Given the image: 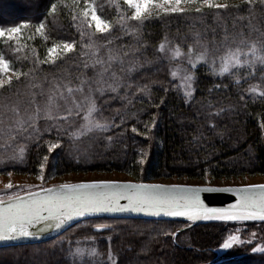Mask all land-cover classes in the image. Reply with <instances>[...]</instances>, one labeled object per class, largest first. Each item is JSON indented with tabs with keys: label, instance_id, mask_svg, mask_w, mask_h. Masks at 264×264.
Masks as SVG:
<instances>
[{
	"label": "trees",
	"instance_id": "16d2710c",
	"mask_svg": "<svg viewBox=\"0 0 264 264\" xmlns=\"http://www.w3.org/2000/svg\"><path fill=\"white\" fill-rule=\"evenodd\" d=\"M215 2L227 3L229 8L208 9L203 6L200 13L187 10L194 8H185L183 17L152 14V19L146 22L148 26L139 32L116 33L119 38L114 39L109 47L121 55L124 52L128 55H122L124 71H121L118 62H113L112 70L125 85L131 84V87H121L118 92L106 90L103 95L97 92L96 104L100 110L97 115L115 118L117 122L121 116H125V124L121 127H127V131L117 135L120 132L117 128L95 139L91 133L81 136L76 145L90 153V158L73 159L75 153L72 146L66 145L62 156L49 159L45 171L47 179L67 175L122 174L126 179L137 182L227 185L246 183L251 177H264V128L261 127L264 124V99L258 94L264 92V65L257 62L254 71L247 66L241 68L240 84L237 86L236 78L231 73L220 77L214 75L208 66L200 64L195 73L197 84L194 99L185 103L181 81L170 75L174 64L157 50L165 42V37L168 46L179 44L181 50L187 52L189 45L194 51L199 50L197 39L209 47L213 44L222 46L225 35L228 37L226 43L232 47H250L256 43L259 49L264 43V3L261 0H253L251 5L247 0ZM49 3L50 0H0V23L28 21L32 25L22 30L23 38L19 44L6 39L0 41V52L11 61L13 69L28 72L36 58H45L47 47L54 40L80 41L78 27L84 0H79V7L73 6L72 0H61L57 13L46 15ZM94 3L102 17L112 22L115 31L126 8L122 0H94ZM42 16H46L47 40L35 32V26ZM74 16L77 19L74 20ZM93 30L86 29L88 32ZM94 38L98 39L99 34ZM87 39L85 36L84 40ZM241 41L244 43L241 44ZM80 51L78 43L77 53L71 54L73 58L58 60L60 67L55 71L50 70L49 65H40L44 72L33 73L37 76L36 80L26 81L12 91L0 90V110L8 115H11L9 109L14 107L23 112L32 93L36 94V101L43 106L54 78L71 81L73 85L84 76L93 79L101 66L85 68L84 62L88 56L78 55ZM83 51L90 50L85 48ZM129 62L136 63V69L131 73L126 70ZM45 75L47 80L44 79ZM106 76H110V72ZM21 80L25 78L21 77ZM13 82L16 83V77ZM219 82L227 87L219 92L213 90L210 95L208 89ZM29 83L40 84L41 87H28ZM144 85L151 89L150 98L139 91ZM253 85L258 86L256 93L248 91ZM41 88L45 95H40ZM162 88L169 89L166 96ZM240 95H243V100L239 98ZM161 97H164V104L160 108L150 106L149 99L158 102ZM129 100L132 102L129 103ZM210 100L213 111L221 105L231 109L214 121L218 124L217 132H209L204 119ZM198 111L200 115L197 117ZM153 113H159L156 116L157 129L153 130L155 136L150 140L135 136L130 130L131 126L144 131L143 123L138 121H150V114ZM46 123L50 121L41 119L38 127L42 130ZM77 123L82 121L78 118ZM109 135L112 136L111 141L104 138ZM47 138L45 133L44 139ZM44 139L28 140L24 135L17 136L16 141L11 143L15 145L17 155L23 148V160L3 159L0 162V175L8 172L38 175V163L46 152ZM160 141H163L162 145ZM141 151L149 153L148 163L143 166L137 162ZM97 224H106L108 228L98 232L95 228ZM192 224V221L134 218L85 220L55 240L1 248L0 264H71L69 242L73 249L79 246L85 250L82 257H77L79 264H264V258L253 254L250 247L221 253L219 245L229 234H233L237 225L206 221L190 228ZM245 225L252 229L262 228L264 221ZM92 248L97 250V255L91 254ZM109 252L112 259H109Z\"/></svg>",
	"mask_w": 264,
	"mask_h": 264
},
{
	"label": "snow or ice",
	"instance_id": "6c2138e0",
	"mask_svg": "<svg viewBox=\"0 0 264 264\" xmlns=\"http://www.w3.org/2000/svg\"><path fill=\"white\" fill-rule=\"evenodd\" d=\"M58 3L61 0H50L47 6V14L57 13ZM73 6L79 7V0H72ZM126 8L121 14L119 27L113 31V24L108 19L102 17L98 12L94 0H84L82 9V17L80 18V41L76 40H54L51 46L47 47L44 59L36 58L33 67L28 72L13 69L11 61L6 59L4 54L0 52V90L12 91L26 81L36 80L37 76L33 73L44 72L40 65H49L50 70L55 71L60 65L58 60L72 59L73 53H77V44H80L81 51L78 55H87L91 66L100 65V70L93 79L84 76L78 78V83L73 85L71 81H58L55 78L51 81L47 90V99L41 106L35 99L36 94L32 93L31 100L23 112L19 108H11L6 114L0 110V162L3 159L13 161L23 160V148L20 154L15 152V145L11 141H16V137L24 135L25 139H44L45 133L48 138L44 139L46 152L40 158L38 163V179L45 180L46 166L49 159H57L62 156L66 145L72 146L73 159L90 158V153L81 150L76 141L81 136L93 134V138H100V134L108 133L119 128L117 135H123L127 131V127H121L125 124V116H121L119 122L115 118L107 119L102 114L97 115L100 110L96 104V93L103 95L106 90L118 92L121 87H131V84L125 85L122 78L118 77L116 72L112 70L113 62H118L121 71H124L125 61L122 55H128L124 52L122 55L117 50L109 47L114 39L119 38L116 33L133 34L147 27V23L152 19L150 9L157 8L165 15L183 17L186 9L182 5H206L208 9H228L227 3H218L215 0H122ZM251 5L253 0H247ZM264 3V0H261ZM119 6V5H118ZM194 10L200 13L202 8L195 7ZM45 19L41 20L35 26V32L48 39L45 33ZM77 19V17H73ZM128 21L135 22L129 24ZM32 27L31 23L24 21L16 24L0 23V39L15 41L19 44L22 37V30ZM86 29H94L92 32ZM99 34V38L94 36ZM87 36V41L84 37ZM227 35L221 45L213 44L209 47L201 44L197 39L196 44L199 50L194 51L191 45L188 46L187 52H183L179 44L167 47V37L165 42L158 47L160 53H170L167 56L169 62L177 61L179 63H187L188 67L183 70L181 80L185 103H189L194 99L196 92V70L197 66L204 64L210 68L214 75L224 76L225 73H231L236 78V85L240 84L239 70L247 66L254 71L257 62L264 65V43L258 49L256 43H252L250 47L236 46L232 47L227 44ZM244 42L241 41V44ZM145 46V45H141ZM89 49L84 52L83 49ZM106 49L107 60L99 55L100 49ZM223 48V50H221ZM139 50L138 48L136 49ZM182 58V59H181ZM89 61L84 62V67H89ZM138 63V62H137ZM136 63L129 62L127 71L129 73L135 71ZM236 69V72H231ZM110 72V76H106ZM12 73L16 76V83L13 82ZM252 74V72H250ZM170 75L175 78L176 70H171ZM24 77L25 80H21ZM47 80V76L44 77ZM28 87H41L40 84H28ZM222 82L214 83L208 89L211 95L213 90L219 92L226 88ZM258 86H251L248 91L257 92ZM146 97L150 98L151 89L144 85L139 88ZM165 96L169 89L162 88ZM259 96L264 99V92H259ZM40 95H45L41 88ZM244 99L243 95L239 97ZM143 100V97L141 98ZM132 101L129 100V103ZM150 106L160 108L164 104V97L158 102H151ZM208 102V112L204 119L208 123L209 132H217L218 124L214 121L222 118V114L231 111V109L221 105L215 107ZM151 119L143 123L144 131H141L135 125L131 126V132L135 136H143L144 139L150 140L155 136L153 130L157 129L158 121L156 116L159 113L150 114ZM200 112L196 113L198 117ZM79 118L82 123H77ZM50 121L46 123L41 130L38 127L39 120ZM264 128V124H261ZM111 141L112 136L104 137ZM18 143V141H17ZM163 141H160L162 145ZM39 146V145H38ZM11 152V155L8 153ZM149 153L141 151L139 160L141 166L148 163ZM143 172V167H141ZM9 176L11 172L7 173ZM8 189H12L13 185L9 183ZM229 192L237 197L236 203L228 207H209L202 199L203 193ZM122 201L124 203H122ZM114 213H133L142 214L148 217H168L183 218L187 221L196 220H216L222 222H243V221H264V184L250 185L242 188H215V187H191L184 185H162L149 183H132L119 181H92L81 183H62L59 186L40 187L33 190L30 186L23 194L20 191L10 194H0V241H12L18 239H35L40 234L52 229L62 231L69 227L73 221H81L89 216H100L102 214ZM96 231H102L108 228L106 224H97ZM175 235L174 233L172 234ZM255 233L251 235L248 243H252ZM94 239V237H90ZM243 241L238 234H229L224 239L219 248L223 251H229L236 247L242 246ZM110 246V241H109ZM84 249L77 246L72 248L69 242V259L71 264H79L77 257L84 255ZM253 254L264 258V243L251 247ZM93 256L97 255L95 248L91 249ZM109 259L112 254L109 252Z\"/></svg>",
	"mask_w": 264,
	"mask_h": 264
},
{
	"label": "rangeland",
	"instance_id": "374dc122",
	"mask_svg": "<svg viewBox=\"0 0 264 264\" xmlns=\"http://www.w3.org/2000/svg\"><path fill=\"white\" fill-rule=\"evenodd\" d=\"M109 2V0H108ZM110 4V3H109ZM185 8H195V7H203L206 5H182ZM151 14H158L162 13L160 12L159 9L157 8H152L150 9ZM23 38V35L21 39ZM20 39V40H21ZM3 39H0V41ZM167 47H170L167 45ZM99 55L103 57L105 60H107L108 53L106 49L101 48ZM165 55L166 59L167 56L170 55V53L167 52L163 53ZM182 59V58H181ZM168 60V59H167ZM89 61V57L88 60ZM173 65L172 69L177 71V76L181 83V76L183 73V70L186 69L187 63H179L177 61H172L171 62ZM89 66H91V62L89 61ZM100 66V65H96ZM9 75H12V79L15 78L16 76L13 75L12 73H9ZM101 180H106V181H133L131 179H126L122 174H117L116 176H91V175H67V176H60V177H55L51 179H47L45 177L44 181H41L38 179V175H23V174H15L11 173L9 176L8 174H2L0 175V194H10L12 192L20 191L22 194L28 190V188L31 186L33 190H37L40 187H52V186H59L62 183H79V182H92V181H101ZM11 183L13 185L12 189H8L7 185ZM159 183H173V184H194L192 183H183V182H172V181H166V182H159ZM205 184V183H203ZM264 184V177L256 176V177H251L249 178V181L246 183H237V184H227V185H261ZM200 185V184H198ZM209 185H218V186H224L225 184H209ZM210 221H216V220H210ZM251 222H257V221H243V222H229L237 225L234 228L233 234H238L241 237V240L244 242L242 246L236 247L232 250L229 251H234L238 249H247L251 248L253 244L259 245L264 243V227L262 228H257L252 229V227H248L245 225L246 223H251ZM258 229V230H256ZM255 233V237L252 239V243H248L249 239L251 238V235ZM221 253H227L226 251L221 250ZM245 251V250H244Z\"/></svg>",
	"mask_w": 264,
	"mask_h": 264
},
{
	"label": "water",
	"instance_id": "95a60500",
	"mask_svg": "<svg viewBox=\"0 0 264 264\" xmlns=\"http://www.w3.org/2000/svg\"><path fill=\"white\" fill-rule=\"evenodd\" d=\"M119 182H132V183H141L137 181H119ZM81 183V182H79ZM143 183H149V184H162V185H184V186H191V187H215V188H242L247 187L250 185H224V186H218V185H208V184H173V183H159V182H143ZM202 199L209 207H228L231 204L236 203L237 197L229 192H217V193H203ZM122 203H124L122 201ZM98 218H134V219H154V220H178V221H187L183 218H168V217H148L144 216L142 214H133V213H114V214H102L100 216H89L87 218H84L81 221H73L69 227L62 231L57 230H48L42 234L38 238L35 239H18V240H12V241H0V249L1 248H7V247H14V246H25V245H35V244H41L46 243L52 240L57 239L60 235H62L64 232H66L68 229H70L75 224L90 220V219H98ZM210 220H196L192 221L193 224L190 226V228ZM179 233V232H178ZM177 233V234H178Z\"/></svg>",
	"mask_w": 264,
	"mask_h": 264
}]
</instances>
